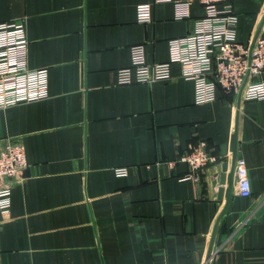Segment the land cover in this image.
<instances>
[{
	"label": "crops",
	"instance_id": "obj_1",
	"mask_svg": "<svg viewBox=\"0 0 264 264\" xmlns=\"http://www.w3.org/2000/svg\"><path fill=\"white\" fill-rule=\"evenodd\" d=\"M144 3L151 20L139 22ZM232 5L236 38L249 43L264 0ZM188 10L176 19L171 1L0 0V22L24 19L28 66L48 73L46 98L0 109V149L19 141L27 161L0 213V264H264V99L218 88L195 103L177 63L167 80H116L133 45L148 63L167 61L168 39L204 13L197 2ZM234 131L250 192L238 194L234 171L231 206L218 220ZM196 145L214 160L181 179L190 168L179 159Z\"/></svg>",
	"mask_w": 264,
	"mask_h": 264
},
{
	"label": "built area",
	"instance_id": "obj_2",
	"mask_svg": "<svg viewBox=\"0 0 264 264\" xmlns=\"http://www.w3.org/2000/svg\"><path fill=\"white\" fill-rule=\"evenodd\" d=\"M153 1L173 2L176 19L188 17L193 2L199 3L204 13L194 19L189 33L168 39L169 56L165 62L148 63L143 46H131V64L116 70L119 84L167 80L171 77L170 64L177 63L180 77L193 81L195 103L214 100L218 88L230 94H237L242 88V100L264 99V80H252L253 75L264 72V23L251 46V42L242 43L236 38L237 16L232 0ZM136 20H151L150 3L136 6ZM27 48L24 19L0 22V109L48 96L47 68L29 67ZM179 160L190 168L181 179H197L198 172L214 157L201 145H196ZM26 163L23 144L7 140L0 149V213L10 208L12 184L9 179ZM234 171L238 194L247 196L250 183L241 157L236 158ZM115 172L119 176L125 175L127 167H117Z\"/></svg>",
	"mask_w": 264,
	"mask_h": 264
},
{
	"label": "water",
	"instance_id": "obj_3",
	"mask_svg": "<svg viewBox=\"0 0 264 264\" xmlns=\"http://www.w3.org/2000/svg\"><path fill=\"white\" fill-rule=\"evenodd\" d=\"M263 22H264V13H263L262 18L260 20V23H259L252 39H251V46L253 45L261 27H262ZM240 95H241V89L238 92V100L240 99ZM235 147H236V131H234L233 135L231 136V141H230V150L232 152L230 170L227 173H225L227 170V162L224 161L222 163V173L220 174L219 179H218V182L221 186L218 188L217 196H218V198H221L222 196L225 197V205H224V208L222 209L221 213L219 214L218 220L224 213L228 212V210L230 209V206H231V202H232V198H231L230 193H231V189H232L233 173H234ZM214 234H215V229H214L213 234H212L207 258H209V256L211 255ZM205 264H207V263H205Z\"/></svg>",
	"mask_w": 264,
	"mask_h": 264
},
{
	"label": "rangeland",
	"instance_id": "obj_4",
	"mask_svg": "<svg viewBox=\"0 0 264 264\" xmlns=\"http://www.w3.org/2000/svg\"><path fill=\"white\" fill-rule=\"evenodd\" d=\"M264 23V22H263ZM263 25V24H262ZM260 32V31H259ZM259 34V33H258ZM251 42V41H250ZM241 90H242V88H241Z\"/></svg>",
	"mask_w": 264,
	"mask_h": 264
}]
</instances>
